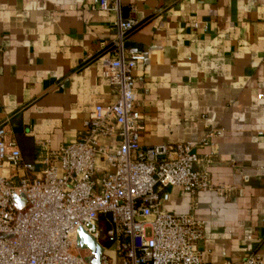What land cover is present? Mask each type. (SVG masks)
<instances>
[{
    "label": "crops",
    "instance_id": "crops-1",
    "mask_svg": "<svg viewBox=\"0 0 264 264\" xmlns=\"http://www.w3.org/2000/svg\"><path fill=\"white\" fill-rule=\"evenodd\" d=\"M121 15L139 21L125 43L146 55L134 71L141 144L193 142L196 169L223 189L168 186L162 209L205 221L206 264L264 255V0H121ZM116 19L94 0H0V124L26 161L43 140H78L116 100L103 76ZM210 128L221 134L202 144Z\"/></svg>",
    "mask_w": 264,
    "mask_h": 264
},
{
    "label": "built area",
    "instance_id": "built-area-1",
    "mask_svg": "<svg viewBox=\"0 0 264 264\" xmlns=\"http://www.w3.org/2000/svg\"><path fill=\"white\" fill-rule=\"evenodd\" d=\"M94 5L117 13L118 54L103 69L117 98L94 108L78 140L57 150L41 141L33 162L0 124V264H93V250L78 244L80 228L103 246L101 264H206L195 247L205 236V221L191 212L164 211L165 188L191 194L223 189L196 169L201 158L193 142L141 144L145 125L134 71L146 55L125 43L140 23L121 15V0ZM220 134L208 129L202 144ZM6 164L10 175L2 172ZM224 264H264V255Z\"/></svg>",
    "mask_w": 264,
    "mask_h": 264
},
{
    "label": "water",
    "instance_id": "water-1",
    "mask_svg": "<svg viewBox=\"0 0 264 264\" xmlns=\"http://www.w3.org/2000/svg\"><path fill=\"white\" fill-rule=\"evenodd\" d=\"M22 205L23 202H20L19 206L21 207ZM78 244L82 248H90L93 250V254L88 257L91 263L101 264V258L104 252L103 246L88 235L82 228L78 230Z\"/></svg>",
    "mask_w": 264,
    "mask_h": 264
},
{
    "label": "rangeland",
    "instance_id": "rangeland-1",
    "mask_svg": "<svg viewBox=\"0 0 264 264\" xmlns=\"http://www.w3.org/2000/svg\"><path fill=\"white\" fill-rule=\"evenodd\" d=\"M111 249H112V250L114 249L113 245L111 246Z\"/></svg>",
    "mask_w": 264,
    "mask_h": 264
}]
</instances>
